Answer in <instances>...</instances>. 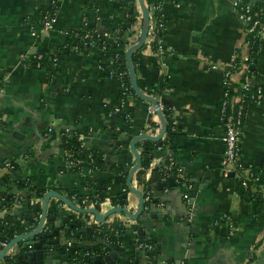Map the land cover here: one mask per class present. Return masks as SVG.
Instances as JSON below:
<instances>
[{
	"label": "crops",
	"instance_id": "0c3cea01",
	"mask_svg": "<svg viewBox=\"0 0 264 264\" xmlns=\"http://www.w3.org/2000/svg\"><path fill=\"white\" fill-rule=\"evenodd\" d=\"M52 1L57 6L53 28L32 35L31 28L39 32ZM129 1L0 0V200L9 193L4 175L13 161L20 163L22 176L34 179L42 189L41 196L34 194L14 205L20 215L15 220L14 237L33 232L42 221V232L53 223L65 249L70 237L66 228L78 225L85 235L80 244L86 251L99 240L89 238L91 233L118 235L122 227L117 250L96 257L114 254L116 264L117 259L135 255L141 264H152L146 259L149 252L137 249V242L145 237L155 245V264H264V105L247 107L240 137V161L259 171L255 182L259 194L241 190L236 177L224 176L220 169L224 128L217 120V109L223 92V66L234 52L240 57L256 56L248 67V79L250 84L264 87V38L248 42L233 0H172L161 7L164 28L160 42L167 53L159 59L144 44L134 68L136 78L152 87L151 93H143L166 99V103H158L170 111L177 132L169 147L154 151L153 170L147 168L143 176L134 173L124 194L125 206H112L110 200L124 191L128 175L124 180L110 168L92 172L87 164L80 173L71 172L72 162L60 148V137L51 138L53 128H68L85 146L104 151L111 163H123L131 170L135 164L132 143L135 146L145 136L162 132L160 139L167 136L163 109L148 111V102L134 93L122 103L124 77L108 73L99 48L75 44L73 32L80 29L92 28L110 37L121 33L127 24ZM238 1L264 10V0ZM134 13L138 20L125 49L140 34L142 11L137 0ZM59 47L69 49L60 52L52 73L24 66V60L33 54L53 53ZM240 69L239 64L236 73ZM237 75L238 81L246 77L242 70ZM121 103L131 113L128 122H121L115 114ZM112 115L120 140L110 138ZM166 161L175 165L181 183L157 177L155 169ZM86 174L95 183L109 181L97 209L98 215L107 214L104 221L83 211L95 207L96 196L95 189L87 188L82 180ZM146 185L151 186L154 202L143 209L140 199ZM51 190L57 196L47 199L43 212L44 199ZM72 190L77 193L70 195ZM5 211L1 209L0 215Z\"/></svg>",
	"mask_w": 264,
	"mask_h": 264
},
{
	"label": "trees",
	"instance_id": "16d2710c",
	"mask_svg": "<svg viewBox=\"0 0 264 264\" xmlns=\"http://www.w3.org/2000/svg\"><path fill=\"white\" fill-rule=\"evenodd\" d=\"M159 0H146L149 11L152 5L157 4ZM56 2H51L50 10L46 14H53L55 13L56 9ZM254 9H256L253 6ZM259 11V20L262 25H264V10ZM126 13L128 14L127 17V24L125 27L123 26L121 29V33H113V35L110 37L104 36L102 33H98V31L93 30L92 28L89 29H80L78 31H74L73 34H75V44L77 47H87L90 48L92 46H96L102 51V58L105 60L104 65L107 69L108 73L114 72L112 75L116 76L120 79H122L120 76H117L115 74L116 70H122L123 72H127L126 65L124 63V51H125V45L127 42H129V36L130 34L134 33L133 26L138 20V17L134 13V0L129 1V8L126 9ZM88 34V36H86ZM161 36V31L155 34L156 39L151 43V48L156 52L157 49V43L156 41ZM249 39V36L247 37ZM69 47H59V50H56L53 53H46L43 51H40L36 54H33L28 59L24 60V64L27 67H34V68H45L49 73L54 71V67L57 65L59 59H60V52H66L68 51ZM38 54H41V58L37 59L36 56ZM137 56L138 51H136L132 55V62L133 65H136L137 62ZM256 56L252 54V60L255 61ZM242 57L238 55L237 52H234L232 54L231 59L223 66V69H231L232 72L236 71V66L241 64ZM39 62L40 65L36 66V63ZM103 65V66H104ZM235 65V66H234ZM127 83V82H126ZM162 83V81L160 82ZM138 87L141 91H144L146 93L152 92V87L144 80L137 79ZM240 85V82L232 81L231 87H238ZM131 93L133 94V91L129 87ZM159 89H161V85H159ZM158 89V90H159ZM249 94V91L246 92ZM229 97L233 101V98L235 97V92L232 91L229 93ZM226 97L223 96V93L221 95L218 109H217V120L218 122L223 125L224 120L220 119L221 116V102ZM120 99L126 100V95L122 92L120 93ZM247 105V104H246ZM119 108V111H117L115 114H117L121 118V122H128L131 113L127 110H125L122 106H117ZM247 110V109H246ZM246 110L244 113V117L246 114ZM164 115L167 118V126H166V137L162 140H142L135 143V148L138 151V155L140 157V166L135 171L136 176H143L145 174V171L147 168H151V159L153 157V153L156 150H164L165 148L169 147L173 141L172 136L176 134L177 128L175 124L173 123L170 111L166 109L165 106H163ZM227 114H231L234 111L231 109V107H228L226 110ZM111 120L114 119L113 115L110 118ZM244 122V118H243ZM109 129L112 132V136L110 138L115 140L119 139L120 131L117 130V127L115 126V121L113 120V123L109 126ZM65 129L60 130H53L51 131V138L55 136L60 137V148L66 152L67 159L71 162L70 171L75 173H80L82 170L84 164H87V167L92 171L96 172L99 170L107 171L109 168L110 170L117 171L121 177L125 180L128 172L129 167L126 166L123 163H111L104 155V151L87 147L84 144L81 146V139L75 135L73 132L69 130V135L64 134ZM116 145H120L118 142ZM169 164V161H166L165 164L160 167L156 168L155 172L157 173V177H159L160 180L170 177L174 180H177L178 183H181L177 178V173L179 172L175 165L172 164L170 169H166V166ZM9 165H12V168L8 170L7 173L4 175V181L9 185V193L7 195H4V199L0 200V210L5 209L6 211L0 215V238L5 237L6 239H11L14 237V226H15V220L20 215L16 214L13 210L14 205H17L21 203L25 198L31 197L32 195L36 194L38 196L42 195V189L37 187V183L34 181V179H29L28 177L22 176L21 173L18 172L20 169V163L17 161L11 162ZM253 168V174L257 177L259 174V171L251 165ZM153 170V169H152ZM82 180L84 181L87 188L95 189V197L97 200V204L95 205L96 209H100L99 202L103 200L104 192L109 186V181H105L103 183H95L91 179L89 175H82ZM255 180L253 178H249L247 180V188L244 189L242 186L241 190H250L252 192H255L256 194H259L258 191L255 190ZM124 191L116 193L114 196H112L110 203L112 206H125L126 199L124 197L125 192L128 190V186H123ZM151 190L150 185H146L145 191ZM76 190L69 191L70 195L76 194ZM145 195V193H144ZM143 195V196H144ZM153 198L151 196L150 192V200L144 201L143 200V209L147 208L149 205L153 203ZM146 206V207H145ZM25 215H22L24 217ZM30 222H33L32 220ZM124 231V228H118L117 232L118 235H120ZM42 233L39 232L35 236L32 237L33 241L40 240ZM70 237L74 238V242L72 243V247L70 248V252L68 253L69 256L66 260V264H74L76 262H81L82 264H86L87 261H92L96 256H105L109 252L116 251L117 248L120 246V238L117 234L114 233H108L103 232L99 237L95 233H91L89 235V238L96 239L99 238L98 242L94 244L93 246L86 249L85 253L87 254L84 258L80 257L79 251H80V240L85 238V235L83 232L79 230L78 225H74L72 228L69 229ZM137 243H148L151 244L154 248L148 253V257H146L147 261L149 263L155 264L156 263V253L155 245L152 240L147 239L145 237H141ZM19 244L22 245L21 242ZM25 248L21 247L20 250L16 255L11 256H5L3 264H19L20 260L18 259V256L23 253ZM140 250V249H139ZM138 250V251H139ZM116 264H141L138 257H135L133 255L132 257L127 258L126 260H123L122 258L116 260ZM166 264H174L173 262H166Z\"/></svg>",
	"mask_w": 264,
	"mask_h": 264
},
{
	"label": "built area",
	"instance_id": "2783aa9c",
	"mask_svg": "<svg viewBox=\"0 0 264 264\" xmlns=\"http://www.w3.org/2000/svg\"><path fill=\"white\" fill-rule=\"evenodd\" d=\"M165 1H172V0H159L157 4H154L151 6L149 11V28L147 32L146 41L144 44H147L151 47V43L156 39L155 34L161 31L164 28V17L160 13L161 7L164 5ZM232 5L236 10L239 11V17L244 25V30L247 34V37L249 36L248 42L250 41H257L262 38H264V25L261 24L259 20V11L257 9H254L250 4L233 0ZM140 20V19H139ZM55 21L54 15L46 14V16L43 17L40 23V29L39 32L35 31L33 28H31V33L34 36H38L41 33H47L49 30L53 28ZM104 36L109 37L105 33H103ZM88 36V34H86ZM157 43V49H156V55L160 59L163 55L167 53L166 49L162 46L160 42V38L156 41ZM37 59L41 58V54H38L36 56ZM252 55H244L242 56L241 66L243 69H240L244 71V74L246 73V77L243 78V80L238 81V73L236 71L232 72L230 69L224 70V79H223V96L226 98L222 100L221 102V116L220 119L224 120L223 128V136L222 140L224 143V151H223V157L220 163V169L222 171V174L224 176L232 175L236 177V179L239 181L240 185L246 189L248 184L247 180L249 178H253L255 181L257 180V177L253 174V168L250 164H243L240 161V137H241V128L243 125V118L245 110L248 106H263L264 105V87L258 84L252 85L250 84V81L248 79L249 75H251V72L249 71V65L252 63ZM40 63L37 62L36 66H39ZM25 67H27L24 64ZM235 66V65H234ZM236 68H239V65L236 66ZM114 72H111V76H113ZM115 74L117 76H120L123 78L127 72H123L122 70H116ZM124 81V80H123ZM237 81L240 82V85L238 87H231V82ZM129 85L126 82H123L122 86V93L126 95L131 94V91L129 89ZM132 90V89H131ZM234 91L235 97L233 98V101L229 97V93ZM249 91V94L246 92ZM125 100H122V103ZM121 103V105H122ZM247 104V105H246ZM228 107H231V109L234 111L231 114H227L226 110ZM148 111L158 110L161 111L163 109V105L161 103H158L156 107L152 106L150 103L147 105ZM116 112L119 111V108L115 110ZM51 130V128L49 129ZM64 134L69 135V129L66 128L64 131ZM70 136V135H69ZM84 144V142L81 139V146ZM73 163V162H72ZM172 166V162H169V164L166 166V169H170ZM8 167L11 169L12 165L8 164ZM145 195L143 196L144 201L150 200V192L146 191L144 192ZM97 204L96 197L93 201V205ZM14 237L11 239H5L3 242H0L1 250L4 249V247H7L8 242H11L12 245L5 254H0V261H3L5 256H11L16 255L17 252L21 248V244L15 243ZM38 241V240H36ZM74 242L73 237H69L65 243V250L67 253L70 252V248L72 247V243ZM32 248L31 244H27L26 250H30ZM154 247L151 244L148 243H137V249H140L141 251H150ZM25 251V250H24ZM87 255L86 253L84 254ZM79 262H76L74 264H78ZM184 264V263H181Z\"/></svg>",
	"mask_w": 264,
	"mask_h": 264
},
{
	"label": "water",
	"instance_id": "95a60500",
	"mask_svg": "<svg viewBox=\"0 0 264 264\" xmlns=\"http://www.w3.org/2000/svg\"><path fill=\"white\" fill-rule=\"evenodd\" d=\"M138 1V5L139 8L141 9L142 13H141V28H140V34L138 36V39L130 44L124 51V63L126 65L127 68V74L124 76V81L127 82V84L130 86V88L132 89L133 93L141 100L146 101L148 103H150L152 106L156 107L158 102H162V103H166V99L164 98H160L158 95L157 96H150L148 94L143 93L137 84V78H136V74H135V68L132 62V55L136 52L139 51L145 41H146V37H147V32H148V28H149V7L148 4L146 2V0H137ZM134 29V26H133ZM163 133V132H162ZM161 134L157 135V136H145L146 140H159L161 137ZM25 148H27V143ZM130 149L132 151V153L135 156V164L133 165L132 169L129 170L128 172V188L129 187V182L131 181L135 171L139 168L140 166V157L135 149L134 143L131 144ZM110 154V153H108ZM166 183H163L162 186H164ZM193 194V193H192ZM57 196V193L53 190L49 191L44 199V206L42 207L43 212H46V201L50 196ZM143 204V196L140 199V207H142ZM71 207H74V205H70ZM76 209H79L78 207H75ZM80 210V209H79ZM117 210L122 211L124 209L122 208H117ZM85 212H89L95 215V218L98 221H104L105 216L107 215H98V211L95 207L90 208V209H86L83 210ZM125 211V210H124ZM141 211V208H140ZM112 210H109L108 213H111ZM53 220V219H52ZM67 219H65L64 221H62V224L64 225L66 223ZM43 222V221H42ZM42 222L37 225V229L34 230L33 232H30L24 236H20V237H14V242L15 243H22V247L25 248V252H23L21 255L18 256V259L20 260L19 264H54V260H59L58 264H63L64 262H66L69 254L66 252V250L64 249V247L62 245H60L59 241H58V230L55 229V225L49 224L47 227V230L42 232L41 228L43 227ZM30 225V223H28V226ZM54 227V230H53ZM73 227L72 225L70 227L66 228V233H69V229ZM41 231L42 235H41V239L38 241H33L32 237L35 236L36 234H38ZM88 231V229H87ZM6 238L5 237H1L0 238V242H3ZM27 244H31L32 248L30 250H26ZM12 245L11 242H8L7 247H4V249L2 250L3 254L6 253V251L8 250V248H10ZM65 246V244H64ZM85 249H83L82 247H80V257L84 258ZM113 258H114V254H110L109 256L106 257H96L93 261H87L86 264H114L113 263ZM78 264H82L81 262Z\"/></svg>",
	"mask_w": 264,
	"mask_h": 264
}]
</instances>
